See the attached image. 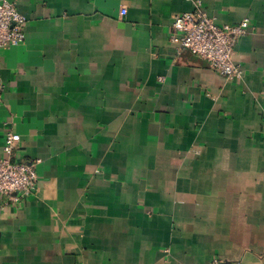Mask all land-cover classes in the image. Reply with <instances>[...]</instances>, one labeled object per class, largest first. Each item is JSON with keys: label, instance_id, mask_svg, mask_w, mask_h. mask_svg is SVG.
<instances>
[{"label": "crops", "instance_id": "obj_1", "mask_svg": "<svg viewBox=\"0 0 264 264\" xmlns=\"http://www.w3.org/2000/svg\"><path fill=\"white\" fill-rule=\"evenodd\" d=\"M11 1L0 156L11 127L38 189L0 207V264H264V0ZM195 1L249 20L240 79L170 41Z\"/></svg>", "mask_w": 264, "mask_h": 264}, {"label": "built area", "instance_id": "obj_2", "mask_svg": "<svg viewBox=\"0 0 264 264\" xmlns=\"http://www.w3.org/2000/svg\"><path fill=\"white\" fill-rule=\"evenodd\" d=\"M122 15L126 9L122 8ZM26 18L11 0H0V47L16 46L25 40ZM249 20L243 19L233 24H218L216 18L207 13L199 1L194 9L181 12L173 18L170 41L177 48L186 49L207 61L209 66L226 79H240L242 67L233 61L237 42L247 34ZM20 135L8 128L4 132V142L0 156V207L19 205L37 192L38 159H19L17 150ZM205 264H225L214 258Z\"/></svg>", "mask_w": 264, "mask_h": 264}]
</instances>
